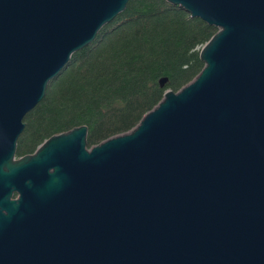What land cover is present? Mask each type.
Wrapping results in <instances>:
<instances>
[{
  "label": "water",
  "instance_id": "1",
  "mask_svg": "<svg viewBox=\"0 0 264 264\" xmlns=\"http://www.w3.org/2000/svg\"><path fill=\"white\" fill-rule=\"evenodd\" d=\"M127 1L0 0V264H264V0H164L216 29L200 71L126 132L15 156L23 116Z\"/></svg>",
  "mask_w": 264,
  "mask_h": 264
},
{
  "label": "trees",
  "instance_id": "2",
  "mask_svg": "<svg viewBox=\"0 0 264 264\" xmlns=\"http://www.w3.org/2000/svg\"><path fill=\"white\" fill-rule=\"evenodd\" d=\"M215 31L164 0H128L23 116L15 156L80 125L87 127V147L128 131L164 91H177L200 71L198 49Z\"/></svg>",
  "mask_w": 264,
  "mask_h": 264
},
{
  "label": "bare ground",
  "instance_id": "3",
  "mask_svg": "<svg viewBox=\"0 0 264 264\" xmlns=\"http://www.w3.org/2000/svg\"><path fill=\"white\" fill-rule=\"evenodd\" d=\"M64 66H65V64L62 66V68H63ZM62 68H61V69H62Z\"/></svg>",
  "mask_w": 264,
  "mask_h": 264
}]
</instances>
